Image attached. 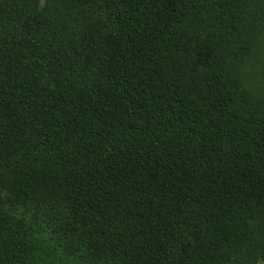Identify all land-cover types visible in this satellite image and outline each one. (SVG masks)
Here are the masks:
<instances>
[{
    "label": "trees",
    "instance_id": "1",
    "mask_svg": "<svg viewBox=\"0 0 264 264\" xmlns=\"http://www.w3.org/2000/svg\"><path fill=\"white\" fill-rule=\"evenodd\" d=\"M264 0H0V264H259Z\"/></svg>",
    "mask_w": 264,
    "mask_h": 264
},
{
    "label": "crops",
    "instance_id": "2",
    "mask_svg": "<svg viewBox=\"0 0 264 264\" xmlns=\"http://www.w3.org/2000/svg\"><path fill=\"white\" fill-rule=\"evenodd\" d=\"M262 262H264V259H261L260 262H259V264L262 263Z\"/></svg>",
    "mask_w": 264,
    "mask_h": 264
},
{
    "label": "rangeland",
    "instance_id": "3",
    "mask_svg": "<svg viewBox=\"0 0 264 264\" xmlns=\"http://www.w3.org/2000/svg\"><path fill=\"white\" fill-rule=\"evenodd\" d=\"M260 264H264V262L260 263Z\"/></svg>",
    "mask_w": 264,
    "mask_h": 264
}]
</instances>
